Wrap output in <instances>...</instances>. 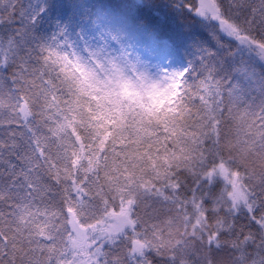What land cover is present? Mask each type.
<instances>
[{
    "label": "snow or ice",
    "instance_id": "1",
    "mask_svg": "<svg viewBox=\"0 0 264 264\" xmlns=\"http://www.w3.org/2000/svg\"><path fill=\"white\" fill-rule=\"evenodd\" d=\"M185 7L226 48L192 84L45 44L40 0H0V264H264V0Z\"/></svg>",
    "mask_w": 264,
    "mask_h": 264
},
{
    "label": "trees",
    "instance_id": "2",
    "mask_svg": "<svg viewBox=\"0 0 264 264\" xmlns=\"http://www.w3.org/2000/svg\"><path fill=\"white\" fill-rule=\"evenodd\" d=\"M185 3L186 0H40L45 11L35 32L48 45L53 40L58 43L60 38H73V44H77L94 27L102 28L107 22L119 37L127 33L130 41L144 39L166 51L175 61L177 72L190 69L186 80L192 84L209 54L218 52V45L212 25L189 11ZM225 44L234 46L227 40ZM218 54L226 55V48ZM257 71L264 72V68L258 65ZM166 99L154 103L163 107Z\"/></svg>",
    "mask_w": 264,
    "mask_h": 264
},
{
    "label": "rangeland",
    "instance_id": "3",
    "mask_svg": "<svg viewBox=\"0 0 264 264\" xmlns=\"http://www.w3.org/2000/svg\"><path fill=\"white\" fill-rule=\"evenodd\" d=\"M121 35L117 36V33L107 27L106 22L102 28L94 27L91 32L82 36L78 43L76 41L77 44H73V38L66 41L60 38L58 43L53 40L49 45H55L64 51L75 52L82 58L115 62L118 68L129 77L143 74L157 79L165 72L171 74L178 71L175 61L155 44L147 43L144 39L130 41L127 33Z\"/></svg>",
    "mask_w": 264,
    "mask_h": 264
},
{
    "label": "clouds",
    "instance_id": "4",
    "mask_svg": "<svg viewBox=\"0 0 264 264\" xmlns=\"http://www.w3.org/2000/svg\"><path fill=\"white\" fill-rule=\"evenodd\" d=\"M166 97H164V96H160V97H157L156 99H157V101H159V100H161V99H165Z\"/></svg>",
    "mask_w": 264,
    "mask_h": 264
}]
</instances>
